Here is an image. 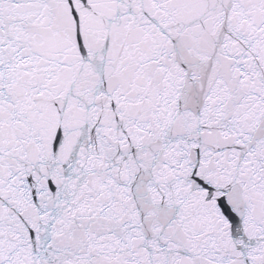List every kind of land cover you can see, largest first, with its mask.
<instances>
[{
	"label": "snow or ice",
	"instance_id": "obj_1",
	"mask_svg": "<svg viewBox=\"0 0 264 264\" xmlns=\"http://www.w3.org/2000/svg\"><path fill=\"white\" fill-rule=\"evenodd\" d=\"M0 264H264V0H0Z\"/></svg>",
	"mask_w": 264,
	"mask_h": 264
}]
</instances>
